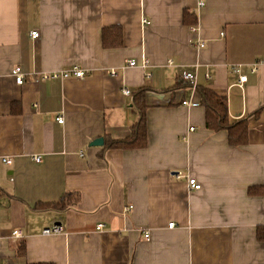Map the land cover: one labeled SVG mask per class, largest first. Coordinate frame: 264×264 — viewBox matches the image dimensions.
<instances>
[{"label":"crops","instance_id":"1","mask_svg":"<svg viewBox=\"0 0 264 264\" xmlns=\"http://www.w3.org/2000/svg\"><path fill=\"white\" fill-rule=\"evenodd\" d=\"M198 3L0 0V264H264V0ZM105 28L122 47L104 48ZM73 69L85 77L43 79ZM200 87L247 119V145L207 129ZM141 90L147 145L110 149L139 121Z\"/></svg>","mask_w":264,"mask_h":264},{"label":"trees","instance_id":"2","mask_svg":"<svg viewBox=\"0 0 264 264\" xmlns=\"http://www.w3.org/2000/svg\"><path fill=\"white\" fill-rule=\"evenodd\" d=\"M102 43L105 49L123 46V32L121 28H105L102 32ZM145 90L136 95V104L140 110L139 121L131 128V136L123 141H113L108 146L110 149H138L147 145V127L145 117ZM201 105L206 110V127L213 132L227 131L230 145L234 147L248 144V121L242 119L233 121L229 117L227 99L219 96L208 88H198ZM138 100V101H137ZM254 189H250V194ZM63 201L55 204L38 205L36 209H64ZM259 238L264 240V229H259Z\"/></svg>","mask_w":264,"mask_h":264},{"label":"built area","instance_id":"3","mask_svg":"<svg viewBox=\"0 0 264 264\" xmlns=\"http://www.w3.org/2000/svg\"><path fill=\"white\" fill-rule=\"evenodd\" d=\"M205 6V0H199V3H198V8H203ZM143 24L144 25H149V22L147 20H144L143 21ZM190 31L192 33V35L196 36L198 33H199V27L198 26H192L190 28ZM40 37V33L38 31H35L32 33V38L36 41L37 39H39ZM197 48L199 49H203L205 48V44L202 42V41H199L197 42L196 44ZM168 66L170 67H175V62L173 60H170L168 62ZM127 67L128 68H141L143 70H147L150 68V62L149 60H143L142 64H138L136 61H129L127 62ZM236 71L238 73H240V68H237ZM115 74V72H113ZM86 75V72L83 71V70H79V69H73V70H68V71H63V72H60L58 74H50V75H45L43 76V79L46 80V81H49V80H55V79H65V78H70V77H75L77 79H83ZM13 76L15 77L16 79V83L18 85H23L24 84V81H25V75L23 74L22 72V69L21 68H17L16 70H14L13 72ZM151 74H148V77L151 78ZM247 76H241L240 77V85L242 86L243 84H245L247 82ZM182 80L186 83H188L192 88H196L197 87V84H198V77H197V74L195 71H183L182 73ZM123 94L127 97L131 96V91L130 90H127L125 89L123 91ZM184 106H187V107H190V108H196V107H199V104L197 103H192V102H189V101H185L183 103ZM57 122L59 124H63L64 123V118L63 117H59L57 119ZM190 131H194V129H191ZM41 157L40 156H37L35 157V161L36 162H41ZM5 164L7 165H11L12 164V160L10 158H3L2 160ZM188 184L190 186L191 189L195 190V191H199L201 190V185H199L197 183L196 180L194 179H191L189 178L188 179ZM175 227V224L172 223L169 225V228L170 229H173ZM104 228L103 225H99L98 226V229L99 230H102ZM63 233V230L60 228V227H57V226H54L52 228H49V229H45L44 232H43V235L48 237V236H56V235H61ZM149 235L150 233L147 232L145 234L146 238L148 239L149 238ZM13 237L16 238V239H19V238H22V235L18 232V231H15L13 233Z\"/></svg>","mask_w":264,"mask_h":264},{"label":"water","instance_id":"4","mask_svg":"<svg viewBox=\"0 0 264 264\" xmlns=\"http://www.w3.org/2000/svg\"><path fill=\"white\" fill-rule=\"evenodd\" d=\"M103 144H104V140L103 139H98V140H95L92 143V146H94V147H100V146H103Z\"/></svg>","mask_w":264,"mask_h":264}]
</instances>
